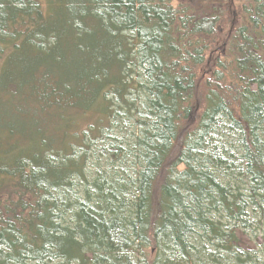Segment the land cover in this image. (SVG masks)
Wrapping results in <instances>:
<instances>
[{"label": "trees", "instance_id": "obj_1", "mask_svg": "<svg viewBox=\"0 0 264 264\" xmlns=\"http://www.w3.org/2000/svg\"><path fill=\"white\" fill-rule=\"evenodd\" d=\"M0 264H264V0H0Z\"/></svg>", "mask_w": 264, "mask_h": 264}, {"label": "rangeland", "instance_id": "obj_2", "mask_svg": "<svg viewBox=\"0 0 264 264\" xmlns=\"http://www.w3.org/2000/svg\"><path fill=\"white\" fill-rule=\"evenodd\" d=\"M241 245L249 250H253L255 248L254 244L247 237H242Z\"/></svg>", "mask_w": 264, "mask_h": 264}]
</instances>
